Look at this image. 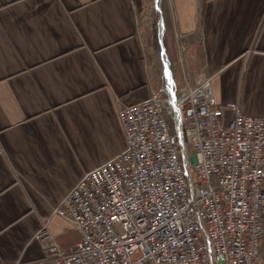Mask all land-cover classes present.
<instances>
[{
	"label": "crops",
	"instance_id": "crops-1",
	"mask_svg": "<svg viewBox=\"0 0 264 264\" xmlns=\"http://www.w3.org/2000/svg\"><path fill=\"white\" fill-rule=\"evenodd\" d=\"M153 7L178 88L204 74L216 104L264 116V0H0V264L39 260L44 220L124 150L119 109L148 99L163 65ZM48 228L62 248L79 239L60 216Z\"/></svg>",
	"mask_w": 264,
	"mask_h": 264
},
{
	"label": "built area",
	"instance_id": "built-area-1",
	"mask_svg": "<svg viewBox=\"0 0 264 264\" xmlns=\"http://www.w3.org/2000/svg\"><path fill=\"white\" fill-rule=\"evenodd\" d=\"M159 48L160 86L119 109L124 150L61 198L33 235L43 255L32 264L261 263L264 116L216 104L204 74L178 88ZM53 215L79 233L70 248L49 230Z\"/></svg>",
	"mask_w": 264,
	"mask_h": 264
},
{
	"label": "rangeland",
	"instance_id": "rangeland-1",
	"mask_svg": "<svg viewBox=\"0 0 264 264\" xmlns=\"http://www.w3.org/2000/svg\"><path fill=\"white\" fill-rule=\"evenodd\" d=\"M161 0H158V3H160ZM157 4V3H156ZM152 7V6H150ZM152 22L150 23V26H151V33L153 35V38L155 39V46L153 48V51L156 52V53H159V47H161V42L159 41V32H160V29H159V12H156L155 11V7L152 8ZM160 54V53H159ZM172 62H174V60H172ZM158 65V69H157V72L156 74L153 76V84L155 85L156 89L158 88V85H160L161 83V74H162V71H163V65L160 63L157 64ZM154 68V66H152ZM173 68V67H172ZM155 70V69H154ZM178 82H179V79H176ZM187 148H188V153H189V157H191V145L188 144L187 145Z\"/></svg>",
	"mask_w": 264,
	"mask_h": 264
},
{
	"label": "water",
	"instance_id": "water-1",
	"mask_svg": "<svg viewBox=\"0 0 264 264\" xmlns=\"http://www.w3.org/2000/svg\"><path fill=\"white\" fill-rule=\"evenodd\" d=\"M159 41L161 42V40L159 39Z\"/></svg>",
	"mask_w": 264,
	"mask_h": 264
},
{
	"label": "snow or ice",
	"instance_id": "snow-or-ice-1",
	"mask_svg": "<svg viewBox=\"0 0 264 264\" xmlns=\"http://www.w3.org/2000/svg\"><path fill=\"white\" fill-rule=\"evenodd\" d=\"M115 219V218H114Z\"/></svg>",
	"mask_w": 264,
	"mask_h": 264
},
{
	"label": "trees",
	"instance_id": "trees-1",
	"mask_svg": "<svg viewBox=\"0 0 264 264\" xmlns=\"http://www.w3.org/2000/svg\"><path fill=\"white\" fill-rule=\"evenodd\" d=\"M153 1V0H152Z\"/></svg>",
	"mask_w": 264,
	"mask_h": 264
}]
</instances>
